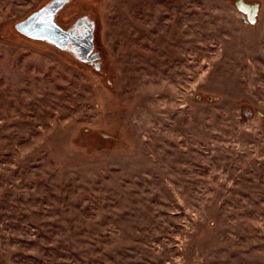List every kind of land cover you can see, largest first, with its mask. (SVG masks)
Returning a JSON list of instances; mask_svg holds the SVG:
<instances>
[{
    "label": "rangeland",
    "instance_id": "1",
    "mask_svg": "<svg viewBox=\"0 0 264 264\" xmlns=\"http://www.w3.org/2000/svg\"><path fill=\"white\" fill-rule=\"evenodd\" d=\"M0 264H264V0H0Z\"/></svg>",
    "mask_w": 264,
    "mask_h": 264
},
{
    "label": "water",
    "instance_id": "2",
    "mask_svg": "<svg viewBox=\"0 0 264 264\" xmlns=\"http://www.w3.org/2000/svg\"><path fill=\"white\" fill-rule=\"evenodd\" d=\"M62 2L54 3L49 7L47 12H38L35 15H32L26 21L21 22L15 28L20 34L31 39H39L46 41L49 44H54L58 48L65 50L68 44L72 43L73 34L72 31H63L53 21V14L61 6ZM42 14H45V17H41ZM90 26V25H89ZM83 51L80 53V58L83 61H86L88 56L93 50L92 43V29L90 32L82 39ZM74 45V44H73Z\"/></svg>",
    "mask_w": 264,
    "mask_h": 264
},
{
    "label": "flooded vegetation",
    "instance_id": "3",
    "mask_svg": "<svg viewBox=\"0 0 264 264\" xmlns=\"http://www.w3.org/2000/svg\"><path fill=\"white\" fill-rule=\"evenodd\" d=\"M89 25L90 24H87L85 20H79L74 28L65 30V31H72V34H73L72 43L74 44V45L68 44L66 49L75 51V53L79 55V58H80V53L83 51L82 46L84 43H82V39L92 29V25L90 26ZM92 34H93V29H92Z\"/></svg>",
    "mask_w": 264,
    "mask_h": 264
}]
</instances>
